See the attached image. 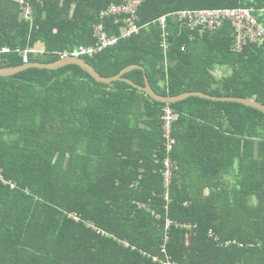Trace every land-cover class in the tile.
I'll use <instances>...</instances> for the list:
<instances>
[{
	"label": "trees",
	"instance_id": "1",
	"mask_svg": "<svg viewBox=\"0 0 264 264\" xmlns=\"http://www.w3.org/2000/svg\"><path fill=\"white\" fill-rule=\"evenodd\" d=\"M126 1L0 0V68L97 48L99 26L121 37V17L102 14ZM237 8L264 27V0H142L138 33L80 58L105 78L141 66L124 78L162 97L264 105V46L235 51L230 22L200 34L173 16ZM166 108L178 114L171 153ZM166 263L264 264V113L157 102L77 65L0 77V264Z\"/></svg>",
	"mask_w": 264,
	"mask_h": 264
},
{
	"label": "built area",
	"instance_id": "2",
	"mask_svg": "<svg viewBox=\"0 0 264 264\" xmlns=\"http://www.w3.org/2000/svg\"><path fill=\"white\" fill-rule=\"evenodd\" d=\"M24 3V0H17ZM142 0H127L123 5H112L107 11L103 12V16H119L123 23V30L121 37L108 36L99 26L96 29V36L99 39L97 48H81L71 55L81 57L82 55H92L97 51L117 45L120 38H128L139 32L137 21V10L141 5ZM29 10L27 9V12ZM181 22L187 24L192 31H197L203 34L207 30L213 31L220 27L224 22L228 21L235 29V51H242L244 46L248 43H255L258 46H264V27L258 23L253 15L251 9L237 8V9H217V10H184L173 14ZM167 16L159 19V23L165 26ZM3 52H8L4 49ZM24 64H28L25 60ZM178 119V114L172 109L166 108L164 110V138L166 140V151L171 153L176 143L172 129L174 122ZM175 165L170 158L165 160V169L163 171L164 184L168 188L172 182L173 171ZM172 222L169 221L167 226L170 227ZM167 264V263H166Z\"/></svg>",
	"mask_w": 264,
	"mask_h": 264
},
{
	"label": "water",
	"instance_id": "3",
	"mask_svg": "<svg viewBox=\"0 0 264 264\" xmlns=\"http://www.w3.org/2000/svg\"><path fill=\"white\" fill-rule=\"evenodd\" d=\"M70 65H77L81 67L85 72H87L92 78H94L98 83L102 84H111L113 82H126L129 85L134 86L135 88H138L140 90H143L145 93H147L153 100L165 104H173L176 102H180L183 100H186L190 97H200L208 100H213V101H221V102H232V103H238L242 104L254 109H257L261 112L264 113V105L259 104L253 100L245 99V98H237V97H213L208 94L202 93V92H192V93H185L177 97H162L158 95L153 88L151 87L148 79L146 78V86L145 87H140L136 85L134 82L131 80H128L124 78V75L132 70L135 69H143L141 66L138 65H133L130 67H127L124 69L119 75L110 77V78H105L102 77L89 63H87L84 59L79 58V57H74V56H66L61 58L55 63L51 64H42V63H28L24 64L20 67L17 68H11V69H1L0 68V77H12L15 76L25 70H28L30 68H39V69H47V70H58L61 68H64L66 66Z\"/></svg>",
	"mask_w": 264,
	"mask_h": 264
},
{
	"label": "rangeland",
	"instance_id": "4",
	"mask_svg": "<svg viewBox=\"0 0 264 264\" xmlns=\"http://www.w3.org/2000/svg\"><path fill=\"white\" fill-rule=\"evenodd\" d=\"M217 74H218V75H221V74H222V72H221V71H218V72H217Z\"/></svg>",
	"mask_w": 264,
	"mask_h": 264
}]
</instances>
